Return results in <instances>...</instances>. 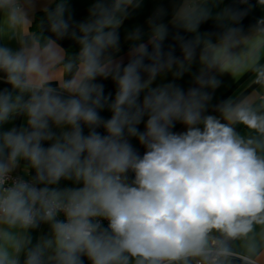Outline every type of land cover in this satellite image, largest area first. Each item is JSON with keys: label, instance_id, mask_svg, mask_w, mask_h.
<instances>
[{"label": "clouds", "instance_id": "clouds-1", "mask_svg": "<svg viewBox=\"0 0 264 264\" xmlns=\"http://www.w3.org/2000/svg\"><path fill=\"white\" fill-rule=\"evenodd\" d=\"M222 3H173L170 22L193 34L175 37L182 58L164 50L158 7L147 43L141 27L127 33L122 64L118 30L141 0H94L79 22L68 0H0V264H264V14L245 30L249 0ZM209 19L219 33L199 31ZM197 57L195 87H151ZM225 73L256 89L209 114ZM97 78L112 79L114 98Z\"/></svg>", "mask_w": 264, "mask_h": 264}, {"label": "crops", "instance_id": "crops-1", "mask_svg": "<svg viewBox=\"0 0 264 264\" xmlns=\"http://www.w3.org/2000/svg\"><path fill=\"white\" fill-rule=\"evenodd\" d=\"M94 0H68V4L73 16V19L77 22L85 19L88 15V9L93 3ZM179 2V0H141V6L137 9L131 10L130 15L127 19H125L124 23L120 27L119 35H120V51L115 54L114 59L116 61L122 62V64H127L130 56H129V50L131 47V42L126 41V35L129 31L134 29L135 27H141L142 30L144 31L145 35L142 37V42L147 43L149 36H148V26H147V21L148 19L153 15L154 11L158 7H163L168 11V14L164 17V23L167 26V37L163 41V47L164 50L167 51L169 48L174 47L175 51L174 54L177 57L182 58V54L179 48L178 41L175 39L177 35L183 36L185 39H191L193 38V34L188 33L184 31L181 28H178L174 26L170 21H171V16H172V6L173 3ZM253 5L252 11L243 19L242 21V26L244 27L245 30H247L251 25H254L256 21L261 17L262 11L258 7H255L256 3H250ZM54 6V5H53ZM221 7H232V8H239V7H244V5H241L237 3L235 0H223V3ZM40 6L38 5L37 11L35 12V19L38 17L40 19L43 17V12L39 10ZM222 29L219 28L215 21L212 19H209L208 21L202 23L199 27V31L201 33H212L216 34L219 33ZM47 35H51V33H46ZM58 43L61 44L62 47L65 49L72 45L75 44L74 41H72L69 38H65L63 40L58 41ZM15 47V44L13 43L12 45ZM149 51H151V46L149 45ZM199 52V50H198ZM145 63H148L146 60ZM201 65L198 62V57L197 61L194 62L191 65L190 71L185 72V74L180 77L176 78L173 75V72L176 70L175 67L173 68L172 71L163 73L159 76H157L156 80L153 82L151 85L152 88L167 84V83H175L185 91H187L191 87H195L194 83V77L199 73ZM146 78V77H145ZM222 83L219 88H217L214 93H213V100L211 101L209 105L208 112L209 114H214V105L219 103L222 100L227 99L228 97L234 95H238L242 91H248V92H253L254 89H256V86L250 85V81H248L249 77L246 75L243 77L239 82L233 80V78L225 73L223 75H220L218 77ZM97 83H101L104 85V91L105 95L111 94L113 97V88L115 83L112 81L111 78L108 79H103V78H97ZM0 87L4 88L7 87L6 84L0 83ZM258 90V89H257ZM146 94V92H142L140 95V99L142 101L143 96ZM114 98V97H113ZM100 115L103 119L107 120L111 117V112L108 110L107 107L105 109L100 111ZM147 117H145L146 121ZM22 123V118H17L15 120V125L19 126ZM138 128L140 131H144V122H142L140 125H138ZM185 128L182 124L177 123L173 131L175 132H182L184 131ZM88 128L85 126L84 127V134L87 135L88 133ZM98 132H100L102 135L106 134L104 133L103 128L97 129ZM130 143L133 145V147L138 151L139 154H143L145 151L144 147L139 144V141L135 137L129 138ZM47 146V145H46ZM72 181H65L62 180L60 182L59 187H73ZM49 232V227L47 225H40L39 228L36 230H33L32 236H33V242H36V239L41 236V235H47ZM84 259V264H89V261L87 260L86 257Z\"/></svg>", "mask_w": 264, "mask_h": 264}, {"label": "trees", "instance_id": "trees-1", "mask_svg": "<svg viewBox=\"0 0 264 264\" xmlns=\"http://www.w3.org/2000/svg\"><path fill=\"white\" fill-rule=\"evenodd\" d=\"M39 18L37 17L36 19H35V23H38L39 21ZM35 26V25H34ZM66 50L69 52V53H71V54H75V53H77L78 52V50H79V45L78 44H72V45H70V46H68L67 48H66ZM0 89H2L1 87H0ZM115 92H116V85H114V88H113V97H114V95H115Z\"/></svg>", "mask_w": 264, "mask_h": 264}, {"label": "built area", "instance_id": "built-area-1", "mask_svg": "<svg viewBox=\"0 0 264 264\" xmlns=\"http://www.w3.org/2000/svg\"><path fill=\"white\" fill-rule=\"evenodd\" d=\"M237 3H239V0H235ZM249 3H256V0H249ZM240 4V3H239ZM105 226H106V222H105Z\"/></svg>", "mask_w": 264, "mask_h": 264}]
</instances>
